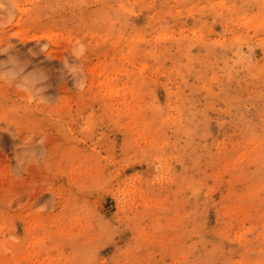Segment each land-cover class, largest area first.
<instances>
[{
    "label": "rangeland",
    "instance_id": "1",
    "mask_svg": "<svg viewBox=\"0 0 264 264\" xmlns=\"http://www.w3.org/2000/svg\"><path fill=\"white\" fill-rule=\"evenodd\" d=\"M0 264H264V0H0Z\"/></svg>",
    "mask_w": 264,
    "mask_h": 264
}]
</instances>
